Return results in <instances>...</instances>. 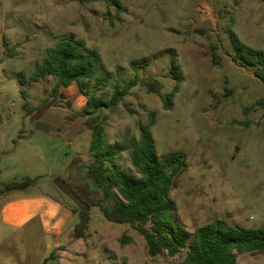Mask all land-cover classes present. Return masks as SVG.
I'll list each match as a JSON object with an SVG mask.
<instances>
[{
  "label": "rangeland",
  "instance_id": "1",
  "mask_svg": "<svg viewBox=\"0 0 264 264\" xmlns=\"http://www.w3.org/2000/svg\"><path fill=\"white\" fill-rule=\"evenodd\" d=\"M119 1L126 12L105 2L0 0V214L10 200L45 199L57 207L32 203L28 211L39 217L13 233L1 218L0 264H180L186 255L151 257L130 225L106 220L86 165L93 161L92 132L77 116L88 96L74 83L50 97L55 77L31 81L47 51L70 34L97 50L104 65L87 94L110 101L114 85L136 82L115 110L96 113L119 168L136 173L132 143L154 115L158 156L188 154V169L170 194L179 222L191 233L215 219L264 226V82L234 60L237 45L264 50V0ZM147 79L160 82L158 93L141 84ZM27 179L33 182L25 189H5ZM81 211L90 223L77 240ZM57 240L67 246L63 252L53 248ZM237 264H264V253L239 255Z\"/></svg>",
  "mask_w": 264,
  "mask_h": 264
},
{
  "label": "trees",
  "instance_id": "2",
  "mask_svg": "<svg viewBox=\"0 0 264 264\" xmlns=\"http://www.w3.org/2000/svg\"><path fill=\"white\" fill-rule=\"evenodd\" d=\"M81 4L105 2L120 14L127 11L119 0H75ZM217 46H212L213 62L218 64L220 56ZM234 60L242 67H252L264 82V50H255L244 45L236 46ZM101 55L97 50H88L85 43L74 34L60 40L47 51L42 64L37 65L31 81L39 82L48 76L57 79L50 97H56L62 88L77 84L83 94L88 96L85 108L77 116L86 117V126L92 132L90 151L93 161L88 165L96 185L102 194L98 201L101 212L107 221L128 224L147 242L151 257L167 253L174 257L184 250L186 255L180 264H237L242 254L264 253V226L244 228L234 226L225 219H215L189 232L176 217V204L171 199V191L178 178L188 169V154L174 151L158 156L150 128L154 115L148 125L140 126V137L132 143L130 152L136 173L117 166L118 152L106 144L104 119L96 113L101 110H115L136 82L123 87L114 85L110 101L99 99L94 93L87 94L88 83L98 79L103 69ZM180 82V77H177ZM150 93H158L161 84L157 79L141 82ZM179 86L168 95L165 109L171 108ZM33 181L11 182L5 185L8 191L27 188ZM118 202L106 205L113 196ZM90 223V214L79 212V222L74 228V237L85 238ZM123 243L131 238L123 236Z\"/></svg>",
  "mask_w": 264,
  "mask_h": 264
},
{
  "label": "crops",
  "instance_id": "3",
  "mask_svg": "<svg viewBox=\"0 0 264 264\" xmlns=\"http://www.w3.org/2000/svg\"><path fill=\"white\" fill-rule=\"evenodd\" d=\"M86 165L88 170V164ZM32 203H36L40 209L42 208L52 209V207L57 209V207H54L53 203L45 199H35V200L30 199V200H19V201L10 200L9 202H6V204H4L1 208L0 221H2L1 218H3L6 223L10 224V231L12 233L22 230L26 225H28L32 221H35L39 217L36 212L28 211ZM72 211L74 212V210ZM82 239H77V240H82ZM65 246L66 245H64L60 240H57L54 243L53 248L59 252H63Z\"/></svg>",
  "mask_w": 264,
  "mask_h": 264
}]
</instances>
